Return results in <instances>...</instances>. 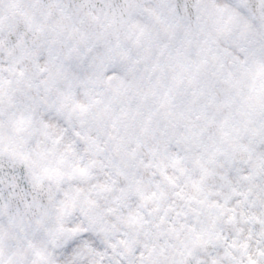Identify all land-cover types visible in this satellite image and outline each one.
<instances>
[{
    "label": "snow or ice",
    "instance_id": "obj_1",
    "mask_svg": "<svg viewBox=\"0 0 264 264\" xmlns=\"http://www.w3.org/2000/svg\"><path fill=\"white\" fill-rule=\"evenodd\" d=\"M0 264H264V0H0Z\"/></svg>",
    "mask_w": 264,
    "mask_h": 264
}]
</instances>
